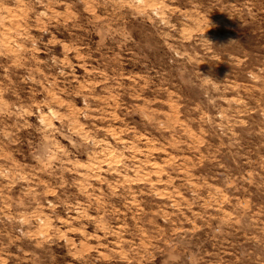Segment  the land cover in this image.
Wrapping results in <instances>:
<instances>
[{
  "label": "rangeland",
  "instance_id": "1",
  "mask_svg": "<svg viewBox=\"0 0 264 264\" xmlns=\"http://www.w3.org/2000/svg\"><path fill=\"white\" fill-rule=\"evenodd\" d=\"M0 264H264V0H0Z\"/></svg>",
  "mask_w": 264,
  "mask_h": 264
}]
</instances>
